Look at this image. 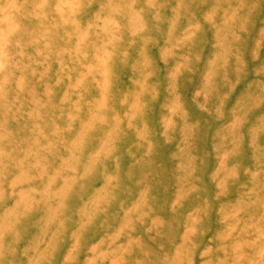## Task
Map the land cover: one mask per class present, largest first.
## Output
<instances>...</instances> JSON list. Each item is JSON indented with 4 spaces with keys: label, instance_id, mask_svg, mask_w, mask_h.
Listing matches in <instances>:
<instances>
[{
    "label": "rangeland",
    "instance_id": "obj_1",
    "mask_svg": "<svg viewBox=\"0 0 264 264\" xmlns=\"http://www.w3.org/2000/svg\"><path fill=\"white\" fill-rule=\"evenodd\" d=\"M0 264H264V0H0Z\"/></svg>",
    "mask_w": 264,
    "mask_h": 264
}]
</instances>
